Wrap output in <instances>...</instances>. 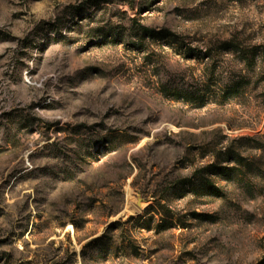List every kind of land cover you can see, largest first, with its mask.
I'll return each instance as SVG.
<instances>
[{
  "label": "rangeland",
  "instance_id": "rangeland-1",
  "mask_svg": "<svg viewBox=\"0 0 264 264\" xmlns=\"http://www.w3.org/2000/svg\"><path fill=\"white\" fill-rule=\"evenodd\" d=\"M263 51L264 0H0V264H264Z\"/></svg>",
  "mask_w": 264,
  "mask_h": 264
},
{
  "label": "trees",
  "instance_id": "trees-1",
  "mask_svg": "<svg viewBox=\"0 0 264 264\" xmlns=\"http://www.w3.org/2000/svg\"><path fill=\"white\" fill-rule=\"evenodd\" d=\"M138 31L142 34L143 37H149L152 39H166L172 35H170L168 32H156L152 29H149L147 27H144L142 25H138ZM221 48L225 50L226 52L230 53H236L240 56L241 61L245 64L246 67L253 68L256 65L255 58L257 56L254 48L251 49H244L239 46V44L234 40H228L221 44ZM261 55L264 57V51L261 53ZM244 84H248V80L245 77L240 78L237 81H232L231 85L227 88V92L229 93H236L238 94L239 89ZM178 97L182 98L183 100L192 101L195 99H201L200 97H195V95L191 93L186 92H177L176 93ZM254 142V147H252V150H264V136L262 139H254V140H248ZM226 157L228 161H219L215 164H211L201 170H199V179H198V188L206 195L211 196L214 198H221L224 196V193L220 190L219 187H217L213 181L209 179V177H206L205 174L208 175H214L219 176L226 174L234 169V167H227L223 164L226 162L233 163L235 165L242 166L243 168H250V162L243 157L239 153H235L234 151H228L226 153ZM211 170V172H210ZM194 187V186H193ZM194 188H197L194 187ZM197 216H203V215H197ZM209 218H212L211 216H207Z\"/></svg>",
  "mask_w": 264,
  "mask_h": 264
}]
</instances>
